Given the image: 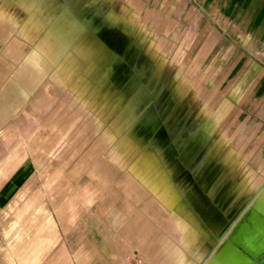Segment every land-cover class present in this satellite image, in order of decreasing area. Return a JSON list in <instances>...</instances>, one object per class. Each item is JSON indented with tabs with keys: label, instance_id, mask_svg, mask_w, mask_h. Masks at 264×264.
<instances>
[{
	"label": "rangeland",
	"instance_id": "rangeland-1",
	"mask_svg": "<svg viewBox=\"0 0 264 264\" xmlns=\"http://www.w3.org/2000/svg\"><path fill=\"white\" fill-rule=\"evenodd\" d=\"M18 1L0 0V9H7L8 19L16 20L9 27L0 22V75L6 73L0 79V119L2 112L13 107L0 129V155L10 157L12 171L25 168L27 180L9 212L1 215L0 222L7 229H0V252L7 264H147L144 254L145 249L154 252L152 239L166 235L174 240L189 225L184 220L181 224L175 212L148 200L136 206L148 222L143 240L148 239L138 240L131 222L135 216L117 184L123 167L109 157L110 149L100 139L107 129L105 140L118 147L113 155L126 152L125 162L137 148L143 156L149 147L136 141L134 124L121 114L124 108L120 105L115 112L112 94H102L114 88L110 74L105 75L112 70L110 63L104 64L106 54L100 50L101 55H96L102 60H98L91 43L78 40L77 29L69 23L60 28L43 1L26 8H20ZM117 1L123 6L130 3L141 27L149 22L148 29L155 32L164 50L162 56H169L161 74L173 78L181 71L177 83L182 89L189 84L188 98L194 109L216 116L212 131L208 121L209 133L223 136L225 146L233 149L238 161L235 176L245 170L256 176L264 169L259 164L264 155L259 129L250 125L259 126L260 112H264V101L256 94V83L264 72V53L258 50L257 38L244 37L250 22L235 25L219 20L210 6L191 0ZM26 58L33 61L24 67ZM37 58L45 67H36ZM19 71L30 82L20 93L14 84ZM100 75L98 85L94 77ZM259 187L245 201L234 221L235 229L229 227L213 246L203 240L186 251L206 256L227 247L251 213L264 182ZM111 190L119 199L111 196ZM129 204L133 207L135 202ZM152 208L160 215L158 219L150 214ZM258 232V226L250 229L244 245L239 244L245 253ZM36 247L42 249L37 259L31 253ZM100 253L107 261H100Z\"/></svg>",
	"mask_w": 264,
	"mask_h": 264
},
{
	"label": "bare ground",
	"instance_id": "bare-ground-1",
	"mask_svg": "<svg viewBox=\"0 0 264 264\" xmlns=\"http://www.w3.org/2000/svg\"><path fill=\"white\" fill-rule=\"evenodd\" d=\"M42 1L52 10L49 13H53L52 18L58 20L59 27L69 23L77 29L78 40L84 38L91 43L95 55L105 52L104 64L110 63L112 69L105 75L110 74L108 77L115 89L103 92V96L112 94L115 112L120 105L124 108L121 114L134 124L136 141L168 157V167L176 169L173 179H179L185 185L190 212L196 220L204 223V232L212 238L211 242L223 236L229 227L234 226L246 200L231 195L235 167L222 157L219 136L209 133L210 126L207 125L212 119L211 113L208 115L194 109L188 98L189 84L186 89L179 87L177 80L183 76L181 71L173 78L161 74L169 56H162L163 48L147 36V31L138 25L136 18L132 19V10L127 12L117 0L36 2L42 4ZM96 58L102 60L100 56L96 55ZM94 79L98 84L102 77ZM213 206L220 209V215L214 214ZM249 215L244 217L231 241L237 247L241 243L244 245L247 238ZM259 233L254 244L245 247L248 253L242 254L243 250L239 253L242 257L239 264H264V244H255Z\"/></svg>",
	"mask_w": 264,
	"mask_h": 264
},
{
	"label": "crops",
	"instance_id": "crops-1",
	"mask_svg": "<svg viewBox=\"0 0 264 264\" xmlns=\"http://www.w3.org/2000/svg\"><path fill=\"white\" fill-rule=\"evenodd\" d=\"M20 2H16L20 8H26L28 5L36 4V6L40 3H37V0H19ZM189 3V0H187ZM193 4H202L210 6L209 9H214L218 16L219 20L227 21L230 23L239 24V22H250V30H244V37H254L257 38L256 42L259 45V52L264 53V0H191ZM127 12H130L129 9L132 10L133 18L138 21V25L141 26V21L139 16H134L133 7L130 3H127V6H124ZM3 9V10H2ZM138 17V18H137ZM0 22L4 25H11L16 23L15 19H8V11L3 7L0 9ZM147 26V27H146ZM149 22L147 21V25L142 28L147 31V36L150 39H154L153 42H157L155 32L151 30V27L148 29ZM9 27V26H8ZM238 31V30H237ZM239 32L235 35H238ZM255 51H257L255 49ZM32 59H25L22 63V66H28L29 62ZM33 61V60H32ZM37 64V68H43L44 61L40 58L34 61ZM261 68H264V61H261ZM51 68H55L53 63H50ZM264 70V69H263ZM6 73L4 71L1 72L0 79L5 78ZM18 81H15L14 84L17 87L18 93L22 90H27V86L30 83L29 81H25L24 75L21 71H19ZM32 83V82H31ZM257 87L258 99L264 101V72H262V76ZM248 98L245 96L244 99H252L251 94ZM17 99V98H16ZM21 99L19 98V101ZM6 107V106H5ZM13 107L8 112H2V117L0 119V129L5 126L6 122L10 119V113L12 112ZM211 131L216 126L217 118L215 115H211ZM251 116V112H250ZM260 125L252 126L250 128L256 127V129L260 134L258 138L260 143V148L263 150L264 155V112H260ZM107 130V129H106ZM103 132V135L100 139V143L102 145H106L110 149L109 157L119 163L124 170V174L118 180L117 184L120 189L125 193L126 199L124 202L128 204L129 211L133 213L135 217L131 220L133 224H135L136 233L138 235V240L143 242L148 236L143 240L145 234L148 229V222L143 218V215L136 208L137 205H140L142 202H146L148 200L157 203L158 207L175 212L180 219V223H184L182 220L188 223L189 228L184 232L181 237H177L176 239H172L171 237L159 236V239H152V245L154 252L149 253L148 249L147 253L144 254L145 261L147 264H239L240 259L242 257L239 256V253L242 252L240 247L236 246V243H229V247L224 248L222 251H216L212 253H208L206 256L203 253H194L190 254L186 251L189 246L194 245L196 242H203V240H207L210 243V246H213V242H211L212 238H209L207 234L204 232V223L202 221L196 220L195 216L190 212L189 206L187 204L188 196H186V187L183 185L181 180H174L173 175L176 169L174 167H168L169 161L168 157L164 154H157V152H153L151 148L143 153L144 155H140L139 148H137V152L133 157H130L128 161L125 162V154L120 156L121 153H115L113 155V151L118 147L113 144H108L105 138L106 132ZM256 131V132H257ZM212 133V132H210ZM106 139V140H105ZM225 139L223 136H219V143L221 145L223 155L222 157L228 164L234 165V173L236 172L238 161L234 157V151L229 146H225ZM132 150V149H131ZM123 153V152H122ZM162 156V157H161ZM158 159V162L156 161ZM252 164V162H249ZM259 164L264 165V160L261 159ZM158 165V166H157ZM157 168L160 170L157 172ZM27 180V173L25 172V168L19 167L17 170L12 171V162L10 161V157H6L5 154L0 155V219L3 213L9 212L12 207V202L14 198L17 197L18 193L21 191V187L23 182ZM259 182V183H258ZM260 182H264V169L262 168L256 176H253L251 170H245L243 174L235 176L233 174L232 183L234 185L231 195H234L235 198L239 197L240 200H247L249 196L255 191H259ZM128 192V193H127ZM111 196L114 199H119L118 195L114 193L112 190L110 191ZM140 199L141 202L136 203V198ZM135 202V205L132 207L129 204V201ZM139 200V201H140ZM253 208L251 209V213L249 215V231L250 229H256V226L259 228V240L255 241V244H264V189L260 191L257 198L252 203ZM213 212L216 215H220V209L217 206H213ZM150 214L157 219L160 216L155 210L152 208L150 210ZM141 215V216H140ZM185 224V223H184ZM3 222H0V229L5 228ZM156 237V236H155ZM42 238L40 237L39 241ZM38 240V239H37ZM36 240V241H37ZM154 241V242H153ZM1 244V242H0ZM42 244V243H41ZM44 244V243H43ZM252 244H254L252 242ZM158 245V247H157ZM147 246L146 248H148ZM41 250V251H40ZM36 249L31 252L35 258L42 252V249ZM225 251L223 256L221 253ZM231 253V254H230ZM245 254V252H242ZM101 259L100 261H107L106 256L104 254H99ZM36 258V259H37ZM35 259V260H36ZM103 259V260H102ZM119 259H123L122 257ZM91 258L89 259V261ZM0 264H7L5 256L0 252ZM88 264V263H87Z\"/></svg>",
	"mask_w": 264,
	"mask_h": 264
}]
</instances>
